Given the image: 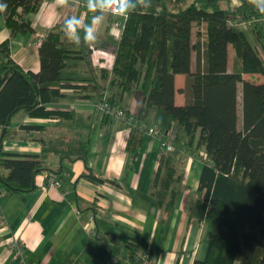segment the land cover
<instances>
[{"label": "trees", "instance_id": "16d2710c", "mask_svg": "<svg viewBox=\"0 0 264 264\" xmlns=\"http://www.w3.org/2000/svg\"><path fill=\"white\" fill-rule=\"evenodd\" d=\"M4 2L8 8L0 18L11 33L0 44V187L5 194L34 191L36 176L46 170L39 156L3 152L17 114L71 118L73 112L45 107L68 97L62 93L66 89H73L77 100L95 99L97 105L106 101L110 109L121 106L124 93L140 90L142 111L156 110L174 126V151L161 158L165 172L157 192L158 204L166 203L168 215L175 198V157L186 151L204 164L190 218L212 231L205 260L194 264H264V81L246 78H264V26L258 22L264 14L247 0L237 7L232 0H152L149 8L145 0L143 8L127 17L110 15L122 29L111 71H96V46L70 43L57 25L42 40L40 70L34 72L17 65L10 43L18 34L35 33L28 17L51 0ZM243 23L250 25L248 30ZM69 61H83L96 78L87 84H62ZM178 75L186 76L183 106L175 102ZM143 128L139 118L130 126L132 156L145 135ZM171 128L162 126L167 138ZM129 240L130 263L143 264L146 250L138 238Z\"/></svg>", "mask_w": 264, "mask_h": 264}, {"label": "crops", "instance_id": "0c3cea01", "mask_svg": "<svg viewBox=\"0 0 264 264\" xmlns=\"http://www.w3.org/2000/svg\"><path fill=\"white\" fill-rule=\"evenodd\" d=\"M243 1L232 0V5L237 7ZM73 15L90 20L92 14L84 0H73L68 8L51 0L30 15L35 33L18 34L10 43L17 65L38 72V36H45ZM117 19L107 16L100 28L92 55L96 71L113 69L122 34L115 26ZM10 35L5 19L0 18V44ZM63 76L62 84L67 85L87 84L96 78L83 61H69ZM185 85L186 76L178 75L175 102L179 106L186 103L181 93ZM62 93L68 97L53 99L45 107L73 112L71 118H32L21 112L12 119L3 141L4 153L39 156L46 170L36 176L34 191L0 196V212L6 220L5 225L0 224V264H19L8 246L14 239L25 244L29 264H131L127 246L132 236L140 240L152 264L204 261L212 227L190 218L203 161L184 152L175 158V198L173 213L168 215L166 203L159 205L157 198L165 172L158 141L145 134L132 156L127 124L102 115L95 99L77 100L73 89ZM121 100L123 109L143 125H162L159 112L142 111L140 90L124 93ZM170 126L169 135H173L174 126ZM27 127L32 129L27 131ZM202 152L197 150L198 155ZM50 174L60 187L50 185Z\"/></svg>", "mask_w": 264, "mask_h": 264}, {"label": "clouds", "instance_id": "9594fccd", "mask_svg": "<svg viewBox=\"0 0 264 264\" xmlns=\"http://www.w3.org/2000/svg\"><path fill=\"white\" fill-rule=\"evenodd\" d=\"M259 13L264 14V0H247ZM73 0H56L61 8H68ZM87 11L91 13L90 20L82 16H69L62 24L63 35L70 43L80 46H94L99 42V31L107 16L117 15L127 17L135 12L137 8L144 5L145 0H84ZM238 3V0H234ZM152 0H149V7ZM8 4L0 0V14H6Z\"/></svg>", "mask_w": 264, "mask_h": 264}, {"label": "built area", "instance_id": "2783aa9c", "mask_svg": "<svg viewBox=\"0 0 264 264\" xmlns=\"http://www.w3.org/2000/svg\"><path fill=\"white\" fill-rule=\"evenodd\" d=\"M256 21V20H255ZM258 22L262 23L264 26V19L259 20ZM116 27L120 26V24H116ZM245 30H248L250 27L249 24L243 23L242 26ZM44 39L43 35L38 36L36 41V46L40 47L42 44V40ZM106 100V98H105ZM101 114L106 116H113L120 120L122 123H125L127 125H132L135 122V116L127 112L123 109L122 106L119 108L110 109L109 105L106 103V101L102 104L97 105ZM143 129L145 131V134L150 137L153 140L158 141L160 149L166 153L169 154L174 151V144L172 140V136H168V138L165 136V132L162 129V126L160 124H153L150 126L143 125ZM2 138V129L0 128V141ZM50 185L54 187H60L61 183L59 181H56L54 178V174H50ZM6 195L4 190L0 187V196ZM6 220L3 216V214L0 212V224L5 225ZM9 248L12 252H14L15 257L19 260V264H29L26 262V246L25 244L19 240L14 239L10 241ZM34 264V263H30ZM143 264H152L151 261L148 260L147 255L143 256Z\"/></svg>", "mask_w": 264, "mask_h": 264}, {"label": "rangeland", "instance_id": "374dc122", "mask_svg": "<svg viewBox=\"0 0 264 264\" xmlns=\"http://www.w3.org/2000/svg\"><path fill=\"white\" fill-rule=\"evenodd\" d=\"M263 49H264V40H263V46H261ZM248 78H250V79H253V80H260V81H264V78L262 77V76H258V77H255V76H247ZM160 114V118H161V121H162V126L165 128V129H167L169 126H170V123H171V120H170V118L168 117V116H166V115H164V114H161V113H159ZM160 121V122H161ZM129 127L131 126V125H128ZM170 136H172V135H170ZM184 153L185 154H187V152L186 151H184ZM200 155V157H202V155L201 154H199ZM190 156H192V157H194L193 155H190ZM198 157V156H197ZM176 158V157H175ZM199 158V157H198ZM175 160V159H174Z\"/></svg>", "mask_w": 264, "mask_h": 264}]
</instances>
